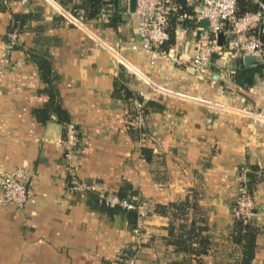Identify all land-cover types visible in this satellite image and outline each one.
<instances>
[{"label": "crops", "instance_id": "1", "mask_svg": "<svg viewBox=\"0 0 264 264\" xmlns=\"http://www.w3.org/2000/svg\"><path fill=\"white\" fill-rule=\"evenodd\" d=\"M80 1L0 0V171L26 168L30 193L23 208L0 203V264H119L133 248L138 264H238L243 242L233 237L232 205L246 168L264 170V75L241 89L232 75L243 56L227 53H214L206 72L195 74L192 54L210 35L196 19L178 24L163 47L168 55L152 63L128 0L102 5L91 19L75 10ZM116 7L120 21L109 25ZM13 12L25 19L10 30ZM32 52L50 54L60 103L79 129L73 171L65 122L53 112L45 121L34 114L48 94ZM120 73L141 100L115 95ZM71 176L92 187H73ZM124 183L135 190L128 198L147 208L139 234L89 195L117 194ZM251 194L250 264H264V179ZM176 202L181 208L158 211L157 204ZM189 227L198 231L190 254L172 242Z\"/></svg>", "mask_w": 264, "mask_h": 264}, {"label": "built area", "instance_id": "2", "mask_svg": "<svg viewBox=\"0 0 264 264\" xmlns=\"http://www.w3.org/2000/svg\"><path fill=\"white\" fill-rule=\"evenodd\" d=\"M24 2L25 0H21ZM238 0H198L195 6L194 18L206 20L209 29L208 40L198 42L191 57L192 71L197 75H203L210 64L213 53H227L230 58L251 54L262 56L264 54V40L257 32L264 31V0L259 1V8L255 11L237 15ZM170 5L165 0H136L135 23L142 48L147 52L150 62L157 58L167 56L162 44L168 38L165 29L166 17ZM70 18L81 25V19L71 14ZM225 34V43L217 42V34ZM15 37V32L12 38ZM5 57H1L2 62ZM4 67L0 65V73ZM245 110V109H243ZM258 118L264 121V115L259 114ZM79 129L73 121H67L63 125L62 144L66 165L73 171L72 156L78 145ZM28 170L24 167H16L9 172L0 171V203L7 205L12 203L18 208H23L29 200L30 193L25 180ZM73 174V173H71ZM247 177L244 175L237 186V192L232 205L234 217L247 221L253 212L254 201L252 194L247 187ZM73 187L86 189L92 187L85 181H80L71 176ZM99 198L107 205L119 204L126 208L137 211L134 233L139 234L143 228L144 219L147 215V208L142 202H137L127 197H119L117 194L106 195L99 193ZM137 249L133 248L131 253H125L119 264H138Z\"/></svg>", "mask_w": 264, "mask_h": 264}, {"label": "trees", "instance_id": "3", "mask_svg": "<svg viewBox=\"0 0 264 264\" xmlns=\"http://www.w3.org/2000/svg\"><path fill=\"white\" fill-rule=\"evenodd\" d=\"M115 2L117 6V0H81L78 4H76L75 10L77 8H81L83 10V18L91 19L98 16L102 5H104L107 9V4L109 2ZM170 5L169 13L166 17L165 29L168 32V38L162 44V47H167L169 43H171L174 39L175 27L178 24L184 26H193L194 25V12L195 5L197 0H165ZM259 1L263 0H238L237 2V15L244 14L246 12L255 11L259 8ZM121 7H116L115 10L110 13L108 20H106L107 24L115 25L118 21H120V14L118 12ZM72 12H75L74 10ZM191 15V17H190ZM13 23L9 24V29H13L19 22L21 25L25 19V13L23 12H13L12 13ZM258 36L264 40V31H258ZM32 58L36 62L38 69L40 71V76L44 81L45 85L43 89L48 94V99L41 107H35L33 109L34 114L40 120L45 121L50 117V112L56 114V117L61 122H67L68 120V112L64 107H62L58 91L55 83V79L58 77L57 73L54 71L52 66V60L49 53H31ZM214 53L211 56V60ZM260 74L264 75V54L254 60V64L251 66H245L242 60V57L238 58L236 61V66L232 75L233 82L242 88L248 87L254 83L255 75ZM119 78L115 80L116 87L114 89V93L117 96L123 95L126 98L136 97L141 100V96L135 93L132 89H130L124 82L125 76L123 73L119 74ZM149 104H154V101H148ZM160 107V105H157ZM145 110V108L143 107ZM142 152L148 153L149 150L146 148H142ZM245 175L247 177V187L250 193L252 192L254 185L261 179H264V170L260 169L257 164L249 165L245 170ZM135 190L132 189L130 183L122 184L118 190L117 195L121 198L127 197L130 194H134ZM89 195L95 198L98 206L107 211L108 213H121L125 215L129 226L133 229L136 225L137 220V211L132 208H126L119 204L115 205H107L103 200L99 198V194L95 191H89ZM182 203H170V204H157L158 211H165V207L173 206L175 208H181ZM233 237L234 239L243 242V256L238 261V264H250L251 258L253 256V250L255 247V236L257 233V227L251 225L250 218L247 221H243L238 217H234L233 224ZM184 237H175L172 239V242L177 246V248L182 249L189 254L194 250L191 245V239L194 235H198V231H195L193 227H189L188 229L182 232ZM203 239V238H202ZM202 239L200 237V242L202 243ZM130 251H126L125 253H131ZM124 253V254H125ZM123 254V255H124ZM122 255V256H123ZM171 264H191L190 258H184L180 261H174Z\"/></svg>", "mask_w": 264, "mask_h": 264}, {"label": "water", "instance_id": "4", "mask_svg": "<svg viewBox=\"0 0 264 264\" xmlns=\"http://www.w3.org/2000/svg\"><path fill=\"white\" fill-rule=\"evenodd\" d=\"M128 1H129V9L131 11H134L135 7H136V0H128ZM217 42L219 44H221V45H224V43H225V34L223 32H219L217 34ZM243 62H244L245 66H251L254 63L253 55H251V54L243 55Z\"/></svg>", "mask_w": 264, "mask_h": 264}]
</instances>
